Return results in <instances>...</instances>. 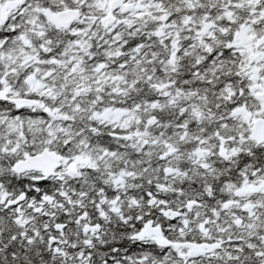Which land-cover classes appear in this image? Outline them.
Returning a JSON list of instances; mask_svg holds the SVG:
<instances>
[{
    "label": "snow or ice",
    "instance_id": "snow-or-ice-1",
    "mask_svg": "<svg viewBox=\"0 0 264 264\" xmlns=\"http://www.w3.org/2000/svg\"><path fill=\"white\" fill-rule=\"evenodd\" d=\"M0 264H264V0H0Z\"/></svg>",
    "mask_w": 264,
    "mask_h": 264
}]
</instances>
